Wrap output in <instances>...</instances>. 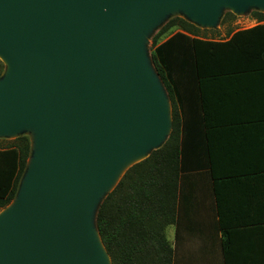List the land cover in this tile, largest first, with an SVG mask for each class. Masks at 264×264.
Here are the masks:
<instances>
[{"label": "water", "instance_id": "95a60500", "mask_svg": "<svg viewBox=\"0 0 264 264\" xmlns=\"http://www.w3.org/2000/svg\"><path fill=\"white\" fill-rule=\"evenodd\" d=\"M222 8L264 11V0H0V135L28 128L37 138L0 214V264H107L95 233L112 264L98 208L172 131L146 39L179 10L216 27Z\"/></svg>", "mask_w": 264, "mask_h": 264}, {"label": "crops", "instance_id": "0c3cea01", "mask_svg": "<svg viewBox=\"0 0 264 264\" xmlns=\"http://www.w3.org/2000/svg\"><path fill=\"white\" fill-rule=\"evenodd\" d=\"M177 81L181 173L166 232L174 264H264V37L218 48Z\"/></svg>", "mask_w": 264, "mask_h": 264}, {"label": "trees", "instance_id": "16d2710c", "mask_svg": "<svg viewBox=\"0 0 264 264\" xmlns=\"http://www.w3.org/2000/svg\"><path fill=\"white\" fill-rule=\"evenodd\" d=\"M255 16L264 22V13ZM233 18L229 13L223 23ZM174 30L179 32L172 34ZM199 33L197 26L174 17L152 38L151 60L171 103L172 131L161 149L126 172L98 208L96 227L112 264H174V250L166 232L177 223L182 135L179 73L198 69L218 48L231 47L243 37H264V26L239 31L230 41L219 43ZM4 72L0 60V77ZM31 154L28 136L0 149V211L16 198Z\"/></svg>", "mask_w": 264, "mask_h": 264}, {"label": "rangeland", "instance_id": "374dc122", "mask_svg": "<svg viewBox=\"0 0 264 264\" xmlns=\"http://www.w3.org/2000/svg\"><path fill=\"white\" fill-rule=\"evenodd\" d=\"M257 12L258 13H264V11L258 10L256 8H251L246 13L236 14L227 8H222V10L220 12L221 15H220V18L218 20L217 26L213 27V28L212 27L206 28V27H201V26L191 22L187 18V16L185 15V13L182 10H179L178 12L172 13L169 16H166L163 19H161L157 28L150 35H148V38L146 39V43H145L147 58L151 62V55L154 51V48H152V38L154 37V35H156V33H158V31L170 19H172L174 17H179V18L185 19L189 23L197 26L200 29L199 35L201 37H204L207 39H214V40H224L225 38L228 37L230 32H235L237 30L245 29V28L250 27L251 25L255 24V22L257 20L255 13H257ZM229 13H231L235 18L230 19L227 23H223L226 15H228ZM177 32H179V31L174 30L172 32V34H175ZM164 39H166V38H164ZM3 78H4V75H2L0 77V81ZM21 136H28L30 138L31 144H32L31 136L33 138L34 144H35V140H37L36 134L32 135L31 130H28V128L27 129H21V130L17 131L16 133H13L10 135H0V149L7 147L11 141H13V140H15ZM3 210L0 211V214L2 213Z\"/></svg>", "mask_w": 264, "mask_h": 264}, {"label": "bare ground", "instance_id": "6f19581e", "mask_svg": "<svg viewBox=\"0 0 264 264\" xmlns=\"http://www.w3.org/2000/svg\"><path fill=\"white\" fill-rule=\"evenodd\" d=\"M2 59L4 60V62H6V64L9 65V62H8L5 58L2 57ZM9 67H10V66H9ZM36 141H37V140H35V142H36ZM142 158H143V156H140V157L138 156V159L133 158V159H131L130 161H128L126 164H122V165L119 167L118 171L116 172L113 181H112V182L106 187V189H105L104 191H105V192H109V191H111V190L115 187V185H116V183L119 181V179L123 176L124 172H125V171H126V170H127L132 164H134V162H136V160L139 161V160L142 159ZM32 163H33V161H30V162H29V165L31 166ZM95 240H96L97 245L99 246L100 250L102 251V253H103L104 257H105V261H106V263L109 264V259H108V257L106 256V254H105V252H104V250H103V248H102V245H101V243H100V240H99V237H98L97 233H95Z\"/></svg>", "mask_w": 264, "mask_h": 264}]
</instances>
